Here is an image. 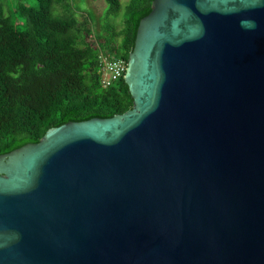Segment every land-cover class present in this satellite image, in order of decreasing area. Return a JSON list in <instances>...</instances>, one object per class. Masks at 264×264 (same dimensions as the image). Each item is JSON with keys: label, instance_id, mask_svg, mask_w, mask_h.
<instances>
[{"label": "water", "instance_id": "95a60500", "mask_svg": "<svg viewBox=\"0 0 264 264\" xmlns=\"http://www.w3.org/2000/svg\"><path fill=\"white\" fill-rule=\"evenodd\" d=\"M124 78L0 155V264H264V0H154Z\"/></svg>", "mask_w": 264, "mask_h": 264}, {"label": "trees", "instance_id": "16d2710c", "mask_svg": "<svg viewBox=\"0 0 264 264\" xmlns=\"http://www.w3.org/2000/svg\"><path fill=\"white\" fill-rule=\"evenodd\" d=\"M28 1L0 0V155L38 143L51 128L133 108L124 77L101 86L100 56L128 64L154 0H129L125 7L104 0L98 35L68 0H34L36 7ZM13 15L24 21L23 31Z\"/></svg>", "mask_w": 264, "mask_h": 264}, {"label": "rangeland", "instance_id": "374dc122", "mask_svg": "<svg viewBox=\"0 0 264 264\" xmlns=\"http://www.w3.org/2000/svg\"><path fill=\"white\" fill-rule=\"evenodd\" d=\"M68 2L70 3L71 8L75 12V16L79 21L84 22V20L87 19L94 29V34L98 35L101 33L102 18L107 9V5L104 0H68ZM120 2L122 6L125 7L129 3V0H120ZM28 5L36 7V1L29 0ZM7 9L14 12V8L12 6ZM13 16L16 24L18 25V29L23 31L24 21L18 17V15ZM90 18H92L93 21ZM119 20L120 18L115 22H118ZM92 42L94 45L98 46L95 38H93Z\"/></svg>", "mask_w": 264, "mask_h": 264}, {"label": "built area", "instance_id": "2783aa9c", "mask_svg": "<svg viewBox=\"0 0 264 264\" xmlns=\"http://www.w3.org/2000/svg\"><path fill=\"white\" fill-rule=\"evenodd\" d=\"M127 65L123 60H112L100 56V80L103 89L113 86L122 77H125Z\"/></svg>", "mask_w": 264, "mask_h": 264}]
</instances>
